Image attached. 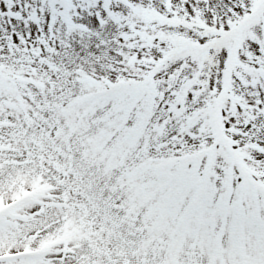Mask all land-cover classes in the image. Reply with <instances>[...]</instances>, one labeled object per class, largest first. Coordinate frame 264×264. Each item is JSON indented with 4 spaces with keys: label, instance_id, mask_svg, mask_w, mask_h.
Masks as SVG:
<instances>
[{
    "label": "snow or ice",
    "instance_id": "6c2138e0",
    "mask_svg": "<svg viewBox=\"0 0 264 264\" xmlns=\"http://www.w3.org/2000/svg\"><path fill=\"white\" fill-rule=\"evenodd\" d=\"M0 264H264V0H0Z\"/></svg>",
    "mask_w": 264,
    "mask_h": 264
}]
</instances>
